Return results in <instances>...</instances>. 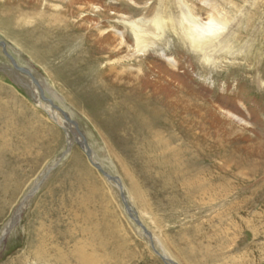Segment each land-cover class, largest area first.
<instances>
[{"label":"bare ground","instance_id":"6f19581e","mask_svg":"<svg viewBox=\"0 0 264 264\" xmlns=\"http://www.w3.org/2000/svg\"><path fill=\"white\" fill-rule=\"evenodd\" d=\"M46 1L52 2V9L49 3H42ZM223 2L175 0L177 13H172L156 10L149 2L141 7L100 0H6L0 8V24L6 27V37L22 36L24 47L39 60L45 61L55 54L60 58L55 80L74 91L75 107L84 108L90 123L104 131L121 153V159L113 158L112 148L105 144L117 165L115 172L139 213L146 215L150 209L146 191L155 207L164 206L173 213L189 214L194 210L200 214L210 210L214 216L210 215L203 227L215 229V236L206 232L202 235L206 241L216 239L219 245L216 251L194 246L191 259L201 258V264L224 259L230 260V264H253L255 258L250 256L240 257L241 260L221 256L232 237L236 239L238 233L249 229L250 240L245 237L248 243L244 247L256 249L264 259L263 244L260 247L258 244L264 240V202L261 200L264 198V139L248 137L252 127L242 104L235 108L234 97L228 96L222 104L216 96L218 79L240 81V75L235 73L236 65L220 63L221 56L230 55L235 43L230 29L234 20L232 13L237 10L225 7ZM28 23L33 27L23 28ZM171 37L178 46L177 52L189 54V58L178 57L169 49ZM3 50L7 53L6 46ZM65 53H69L67 60L62 58ZM8 57L19 73L27 74L22 78L32 79L28 83L36 89L37 103L44 99L45 107L51 110L54 104L44 96L37 79ZM195 72L199 76H193ZM197 79L210 86L211 97L196 92ZM260 80L257 85L262 84ZM240 85L236 83L233 87L238 89ZM10 108L8 104H0V216L11 209L17 193L10 184L16 176L11 160L29 155L30 147L37 142L24 124L17 127L21 116ZM53 109L66 115L59 107ZM55 111H49L53 118ZM72 123L69 117L62 122L69 144L73 142L69 136ZM12 133L15 137L19 133V137L12 141ZM42 134L45 143L52 144L53 129L48 127ZM74 138L84 150L89 148L87 142L84 145L86 138L82 134L79 138L74 133ZM89 160L97 166L91 157ZM71 161L80 168L76 173L79 189L82 193L87 190L88 194L59 201V211L82 213L77 233L79 243L75 242L70 255L61 256L60 262L70 264L69 258L75 264H119L122 227L118 225V210L107 206L110 197L103 193L102 184L86 170L76 152ZM126 164L134 166L133 172ZM137 179L142 180L141 185ZM143 185L147 190L144 191ZM255 200L262 202L257 212L251 214L250 210L257 204ZM127 206L126 212L132 215L131 207ZM29 228L25 243L31 245L36 258H41L44 240L40 228L36 223ZM61 234L72 235L69 230ZM202 235L192 232L186 241L192 238L203 246L199 240Z\"/></svg>","mask_w":264,"mask_h":264},{"label":"rangeland","instance_id":"374dc122","mask_svg":"<svg viewBox=\"0 0 264 264\" xmlns=\"http://www.w3.org/2000/svg\"><path fill=\"white\" fill-rule=\"evenodd\" d=\"M5 1L0 0V8H3ZM100 1L102 3L107 1H113L118 4L132 3L141 7L149 2V5H153L156 10L161 11L164 9L177 13L175 11L177 7L175 0ZM215 1H224L225 7L237 9L232 13L234 20L230 29L235 36V43H233L231 50L233 54L230 51V55L221 56L220 63L221 65H236L235 73L237 71L240 75V81L242 79V82H231L232 80L226 77L218 79L215 82V88L218 92L216 94L218 96L217 101L225 104L224 102L228 96L234 97L236 102L234 107L239 108L238 106L241 104L244 106L242 109L245 112V118H247L246 120L252 127V132L247 134L248 137L252 140L259 136L264 139V0ZM42 3H49L48 6L52 9V2L46 1ZM32 25V23H28L23 25V28L30 29L33 27ZM6 31V27L0 24V104H8L11 107V111L13 110L21 116V118H18L19 125L17 127H22L24 124L27 132L35 135L37 142H34L33 147H30L29 155L24 154V156L21 155L20 159L11 160L13 161L12 170L16 176L11 178L13 181L10 184L14 190H17V193L14 196L15 201L11 209L0 216V264H62L60 257L69 256L74 249L75 242L79 243L80 236L77 233L79 226L82 224L79 221L82 213L73 211L69 214L58 210L59 201H64L66 197L72 199L73 196L88 194L87 190L84 189L82 193V189H79L80 182H78L79 178H77L79 174L76 173H79L80 168L77 165V167L73 165L71 161V156L75 152L84 163L86 170H89L96 180L100 181L103 186V193L110 197L111 202L107 206L110 208L115 207L114 209L118 210L120 222L116 221L122 227L120 235L122 248L119 264H201V258L191 259L194 246L197 248L208 247L211 251H216V246L219 245L216 239L212 242L206 241L202 235L203 232H206L208 235L213 234L215 236V229H212V231L203 227L210 217L214 216L212 211L208 212L210 210L200 214H197L198 211L194 210L190 211L189 214H184L180 211L173 213V211L170 212L164 206L155 207L152 196L146 191V200L149 202L150 209L146 215L143 212L139 213L127 196L123 182L118 173L115 172L117 165L111 159L112 157L107 152V149L108 147L112 148L110 151L113 154V158L121 159V153L117 151L112 140L104 131L97 130L94 124L90 123L89 116L84 114L85 109L75 107L72 102L74 91L64 86L60 81L55 80L54 77L59 73L61 66L60 58L55 54L48 57L45 61L44 59L39 60L24 47L22 36L9 38L6 37ZM169 39L172 40L169 49L175 51L176 56H183V59L190 57L189 54L186 56L179 54L175 40L172 37ZM5 46L7 47V53L14 59L17 67L24 69L26 72L30 71L37 79L35 80L40 83L44 96L54 104L51 110H47L45 107L44 99L40 101L41 103H37L34 93L36 89L28 83V80L32 79L28 78V80H25L21 77L23 74H27H21L16 70L8 57L9 55L3 50ZM68 55L69 53H65L62 58L67 60ZM196 73H193V76H199ZM259 79H261L262 84L257 85L256 82ZM197 80V83L194 84L196 92L206 98L211 97L213 92L210 90V86L204 84L205 82H202L201 79ZM236 83L241 84L238 89H235L236 86L233 87ZM43 92L41 94L42 97ZM233 92L235 93L232 94ZM54 106L59 107L66 115H61L58 110L55 111L53 109ZM53 110L56 112L54 118L51 113ZM66 117L71 118L74 125H70L72 128L70 129L71 134H69L68 129V134L73 141L71 144L68 143L70 139L68 140L62 125L63 120L66 121ZM29 124L31 126H28ZM48 127L53 129L54 132L52 144H46L45 139L42 137V132ZM73 132L79 138L81 134L86 138L83 141L84 145L85 142L88 143L89 148L87 150H84L78 144L77 139H73ZM11 137L13 141L19 137V133H16V137L12 133ZM26 139L25 137L23 145L26 143ZM105 144H107V148ZM90 157L97 163L103 173L105 175L108 174L107 176L111 179H108L90 163ZM126 165L132 171L134 166L132 164ZM140 180H138V183L141 185L142 180ZM142 187L144 191L147 190L145 185ZM8 194L12 195L13 192H8ZM262 196L264 197V195ZM261 200L264 202V198H261ZM261 200L254 201L257 204L256 207L252 208H255L254 210H250L251 214L255 213V210L257 212L262 202ZM127 204L133 211L132 215L126 212ZM51 209L53 212H51ZM134 217L137 220H134ZM139 217L141 220H139ZM249 220H252L251 215ZM34 223L40 228V235L42 236L40 237L44 240L41 258H36L31 245L25 243L28 236L27 230ZM235 223L238 224L239 221ZM68 230L72 234L71 236L60 235L63 231ZM259 231L263 233L261 230ZM192 232L203 236V238L202 236L199 238V240L203 241V246L200 242L195 243V240L193 242L192 238L191 241H186V237L191 236ZM232 234L231 236L229 235L230 238L233 236ZM238 234L236 239L232 237L229 244H226V247L224 246L225 249L221 256L230 255L235 260L250 256L252 259L255 258L253 264H264V259L260 258L256 249L246 250L244 247L250 240L249 229L242 230ZM245 237H248V242H245ZM258 242L260 244L259 247L263 244L264 249V240L261 239ZM163 256L167 258H163ZM240 257L241 259H239ZM68 261L70 264H75L69 258ZM229 261L224 259L210 264H228Z\"/></svg>","mask_w":264,"mask_h":264},{"label":"water","instance_id":"95a60500","mask_svg":"<svg viewBox=\"0 0 264 264\" xmlns=\"http://www.w3.org/2000/svg\"><path fill=\"white\" fill-rule=\"evenodd\" d=\"M88 157H89V155H88ZM96 168L99 170V171H101V173L103 174V175H105L104 173H103V171L99 168V166H96ZM108 179H111L110 177H108L107 175H105Z\"/></svg>","mask_w":264,"mask_h":264}]
</instances>
